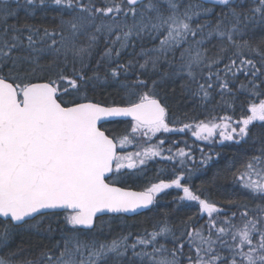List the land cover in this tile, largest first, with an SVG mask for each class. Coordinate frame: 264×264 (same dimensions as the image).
<instances>
[{"label":"snow or ice","instance_id":"6c2138e0","mask_svg":"<svg viewBox=\"0 0 264 264\" xmlns=\"http://www.w3.org/2000/svg\"><path fill=\"white\" fill-rule=\"evenodd\" d=\"M167 84L205 119L177 117ZM100 85L117 98L90 96ZM241 96L240 119L216 115ZM121 117L122 134L103 129ZM188 132L247 145L225 204L190 184L212 154L197 167L159 135ZM140 139L155 142L117 151ZM156 158L172 171L132 190ZM173 188L197 212L133 232ZM32 230L49 243L20 260L9 242ZM0 264H264V0H0Z\"/></svg>","mask_w":264,"mask_h":264},{"label":"trees","instance_id":"16d2710c","mask_svg":"<svg viewBox=\"0 0 264 264\" xmlns=\"http://www.w3.org/2000/svg\"><path fill=\"white\" fill-rule=\"evenodd\" d=\"M21 21H23L24 13L20 12ZM51 19V17H49ZM29 22H40L39 17L36 20H30ZM260 38L259 31H257L256 39ZM176 87V93L173 96L171 93V88ZM111 94V96H109ZM163 94L168 95L169 102L174 105V111L177 117L182 118L183 114L188 113L189 118H198L205 119V114L201 109H196L193 111V105L190 101L183 98L181 96L179 86L167 84L164 86ZM94 99H98L103 101L105 98H117L115 96V89L113 86H104L100 85L97 88L95 93H90ZM219 99V97H217ZM246 96H241L236 100L235 106L232 109H228L227 111H221L217 109L216 115H231L234 119H240L243 115L246 114ZM130 121H114L110 123L104 124L102 127L104 130H107L111 134H122L126 128H129ZM261 131L258 127L253 128V132ZM183 133L176 134H166L162 135L165 137L167 143L166 147H169L172 141H178L179 147L185 148L186 151L191 149V154L195 158L196 166L199 167V161L201 159L202 147H197V143L193 138L184 137ZM186 142V143H185ZM138 144V151H142L145 147H148L151 143L148 142L146 144H142L135 140L132 144L126 145L124 148H120L118 146V152L127 153V152H136L137 147L134 145ZM187 145V147H186ZM215 149L213 150V159L208 163L206 167L200 168L197 171L191 181L190 184L193 188L203 189V195L216 200L220 204H225L227 197L233 194L234 191H239L236 189L234 181L232 179V175L230 172L226 171V169L235 161L237 166H239V161L242 160L243 151L247 148V145L241 148L233 144L232 142H224L223 145H215ZM175 151V150H174ZM210 152L204 150L203 154H208ZM219 153V157L215 155ZM165 155H167L165 153ZM159 158L154 161H150L147 166V170L142 177H138L134 182L130 181L129 186L133 190H142V188L151 182H158L157 174L158 170H163V173L159 178H164L172 171V164L167 162H157ZM189 168H192V163H189ZM182 195L180 190L171 189L165 191L163 194L157 197V202L154 207L146 211L140 215L135 217H128L127 222L129 225H132L131 230L133 232L142 231L144 228H151V224L160 219L163 216H169L173 219V221L177 224L182 220H186L189 216L194 215L198 208L196 204L187 203L185 201H178L177 197ZM240 199L243 202H250L247 197L244 196L243 193L240 195ZM107 219V217L105 218ZM238 222V221H237ZM53 228L57 225L55 222L52 224ZM10 246L14 249L16 247H22L24 251L20 254L18 259H35L39 254V251L44 245H48L49 241L46 238V234H37L35 230L31 232H21L13 237V239L9 242Z\"/></svg>","mask_w":264,"mask_h":264},{"label":"rangeland","instance_id":"374dc122","mask_svg":"<svg viewBox=\"0 0 264 264\" xmlns=\"http://www.w3.org/2000/svg\"><path fill=\"white\" fill-rule=\"evenodd\" d=\"M160 136H161V138H165V137H163L162 135H166V134H159ZM184 137H190V138H193L194 139V141L197 143V147H202V149H203V152H204V150H206L207 149V151L208 152H210V153H208V154H213V150L215 149V145H218L219 143H208V142H205V141H199V140H196V138L195 137H193L192 135H191V133L190 132H188V133H183L182 134ZM137 142H140V143H142L143 145L144 144H146L145 143V141L143 140V139H140V140H137ZM152 142H155V141H152ZM138 144L139 143H137V145H134V146H136L137 147V151L139 150L138 149ZM166 144V143H165ZM164 147L165 148H167L165 145H164ZM213 149V150H212ZM175 149H173V151H174ZM167 154V153H166ZM157 159V158H156ZM173 189H175V188H173ZM168 190H171V189H166V190H164L163 192H161L160 194H158V196L159 195H161V194H163L165 191H168ZM176 190H178V189H176ZM185 202H187V203H192V204H195L194 202H189V201H185Z\"/></svg>","mask_w":264,"mask_h":264},{"label":"water","instance_id":"95a60500","mask_svg":"<svg viewBox=\"0 0 264 264\" xmlns=\"http://www.w3.org/2000/svg\"><path fill=\"white\" fill-rule=\"evenodd\" d=\"M114 121H130V118H123V117H121V118H111V119H109V120H107V121H102L101 123H102V126L104 125V124H106V123H110V122H114ZM117 151H118V149H117ZM133 190V189H132ZM135 191H137V190H135ZM152 209V208H151ZM146 211H149V210H142V213H144V212H146ZM141 213V214H142ZM137 216V215H136ZM129 217H135V216H129Z\"/></svg>","mask_w":264,"mask_h":264},{"label":"flooded vegetation","instance_id":"af4514ba","mask_svg":"<svg viewBox=\"0 0 264 264\" xmlns=\"http://www.w3.org/2000/svg\"><path fill=\"white\" fill-rule=\"evenodd\" d=\"M153 208V207H152Z\"/></svg>","mask_w":264,"mask_h":264}]
</instances>
